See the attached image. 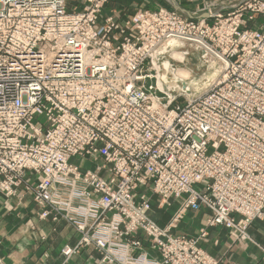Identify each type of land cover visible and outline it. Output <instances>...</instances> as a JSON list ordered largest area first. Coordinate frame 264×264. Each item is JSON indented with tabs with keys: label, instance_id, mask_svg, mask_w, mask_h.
Listing matches in <instances>:
<instances>
[{
	"label": "built area",
	"instance_id": "2783aa9c",
	"mask_svg": "<svg viewBox=\"0 0 264 264\" xmlns=\"http://www.w3.org/2000/svg\"><path fill=\"white\" fill-rule=\"evenodd\" d=\"M107 1L0 0V185L32 191L38 176L43 216L91 214L99 246L125 249L126 264L129 242L143 244L137 233L159 255L148 264H215L200 245L208 227L245 239L264 217V21L247 24L264 0L198 17L141 9L125 21L103 16ZM170 43L220 62L204 91L162 77ZM74 157H102L108 178L83 176ZM148 191L168 204L186 198L168 226L150 216ZM202 209L211 215L200 235L176 232Z\"/></svg>",
	"mask_w": 264,
	"mask_h": 264
},
{
	"label": "rangeland",
	"instance_id": "374dc122",
	"mask_svg": "<svg viewBox=\"0 0 264 264\" xmlns=\"http://www.w3.org/2000/svg\"><path fill=\"white\" fill-rule=\"evenodd\" d=\"M175 1L179 3L178 0H108L102 12L104 17L108 14H114L119 15L120 18L125 21L129 20L141 9L154 11L158 8L164 7L170 10H180V7L174 8L177 4ZM184 4H192L191 7H194V9H191L193 10L191 12H189L190 10L188 11L183 6L182 8H185L184 10L188 11L192 16L195 17H198L200 14L204 13V11H207V9L209 7H212L214 4L215 5L213 8L217 6L225 9H228L225 6L226 4L232 5L231 7H229L232 8V10L236 8L234 7L235 5H238L237 2H232L229 4L225 3L224 0H204L202 1L200 6L199 4L197 6H194L196 4H193L192 1H185ZM261 21H264V15L258 13V15L254 14V19L248 21L247 24L249 27L257 28L259 27ZM170 45L173 46V51H170L171 48H169V50L166 49V52H163L164 56L160 57L159 60L161 73L162 75H166V81L169 84H173L175 82L176 86L179 84L181 85L183 82H185L188 87L194 92L204 91L208 86L209 81H211L218 73L219 67H221L220 62L210 57H208V59L205 58L203 50L198 49L195 45H192L190 43H186L184 45L170 43ZM183 51H185L187 54L182 53ZM162 61H164L163 64ZM38 119L41 122L45 121V118L43 116L39 117ZM82 158L95 163V168L92 169L89 164H86L85 167L76 164L79 162V157H74L71 160L74 165H78L81 168L83 176H85V173L91 172L108 178V175L110 173L109 170L111 167L105 162L104 159H102V157ZM32 182L34 183L32 184L33 189L37 188L39 186V177H32ZM82 187L83 190L90 193L92 192L91 186L82 183ZM33 189L31 191L27 184L21 183L12 186V190L15 194H8L7 190L2 185H0V224H3L5 222L7 224H16V217L21 218L20 222H22L23 224H35L33 218L45 220L51 213H54L53 211H50L47 216H43L44 211H41V209L44 207L42 205H39L37 200L34 199ZM147 194L151 198V208L149 210V214L152 219L162 227H166L173 222V219L176 218V214L181 210V206L186 200L185 197L172 198L171 200H169L168 204V201L164 202L158 195L154 194L151 191H148ZM12 197H17L19 199L18 204L13 202V200L11 199ZM82 205L83 208H86L88 206L85 202H83ZM27 207H29V210H35V214L29 217L24 215L20 216L19 213L22 212L21 209H25ZM55 215L56 216L53 217L54 221H57L59 219L65 220L68 225L75 229L76 234L78 235V241L74 246L67 244L60 249V253L63 256V264H71V261L75 259V256H80L83 254V249L85 248L93 249V251L98 253L92 256V264H126L124 261L125 249H120L119 247L117 248V250L122 253L116 254L115 251V253L112 254L110 252L107 253V248L99 246L97 240V236L99 234V232L97 231L99 229L97 227V222L99 221H95L94 216H92L91 214L87 215L83 213L82 215L78 216V219H75L76 217L70 215L66 216L64 213H55ZM184 219L185 213L182 219H180V223H182ZM223 226L227 229L229 236L233 238L235 242H247L253 240L249 231H247L248 237L242 239L239 233L233 231L232 229H228L225 225ZM201 229L197 234H194V236L200 235ZM206 232L208 235V230ZM139 234L140 233H137L134 237H131V240L143 241L141 238H139ZM233 234L239 236L235 238ZM42 236L43 235H41V237ZM145 236L148 237V240H146L147 243H143L140 247L133 245L132 242H129V251H126L129 258V263L127 264H148V262L150 261L159 259V255L156 252V249L153 248L152 239L147 235ZM67 249H71L72 253H66ZM208 255L214 260V262H216L215 264H220L219 259H216L209 253ZM0 264H6L2 255H0Z\"/></svg>",
	"mask_w": 264,
	"mask_h": 264
},
{
	"label": "crops",
	"instance_id": "0c3cea01",
	"mask_svg": "<svg viewBox=\"0 0 264 264\" xmlns=\"http://www.w3.org/2000/svg\"><path fill=\"white\" fill-rule=\"evenodd\" d=\"M192 1L194 6L201 5L204 0H178L174 8L183 9L185 7L189 12L193 11L192 4L184 3ZM242 0H224L225 3L237 2ZM225 5V4H224ZM190 6V7H189ZM225 11H230L232 5H225ZM184 8V9H185ZM78 165L89 164L92 169L95 163L79 157ZM18 204L17 197L11 198ZM27 200V199H26ZM43 208L41 209V211ZM19 215L31 216L35 210H29V207L21 209ZM33 212V213H32ZM210 212L208 210H188L185 213V219L180 223L176 232H182L190 235L197 234L201 228L207 224V218ZM18 215V214H17ZM55 213H51L45 220L33 218L35 224H23L21 218L16 217V224H0V255L4 257L6 264H63V256L60 249L65 245L74 246L78 241V235L75 229L59 219L54 221ZM248 231L252 241L235 242L228 234L223 225L211 226L208 228L206 238L200 240V245L216 259L220 264H264V218L252 223ZM41 235H43L41 237ZM143 243L148 240L145 234L140 233ZM93 249H83V254L75 256L71 264H92L93 255H96Z\"/></svg>",
	"mask_w": 264,
	"mask_h": 264
},
{
	"label": "water",
	"instance_id": "95a60500",
	"mask_svg": "<svg viewBox=\"0 0 264 264\" xmlns=\"http://www.w3.org/2000/svg\"><path fill=\"white\" fill-rule=\"evenodd\" d=\"M188 12V11H187ZM189 13V12H188ZM190 14V13H189ZM207 15H204V17H206ZM182 86H183V90L186 91V92H190V88L188 87V85L183 82L182 83Z\"/></svg>",
	"mask_w": 264,
	"mask_h": 264
},
{
	"label": "bare ground",
	"instance_id": "6f19581e",
	"mask_svg": "<svg viewBox=\"0 0 264 264\" xmlns=\"http://www.w3.org/2000/svg\"><path fill=\"white\" fill-rule=\"evenodd\" d=\"M172 44H174V43H172ZM168 47H169V46H167V49H168ZM165 50H166V49H165ZM165 50H164V51H165ZM163 62H164V61H162V64H163ZM160 64H161V63H160ZM162 77H163L165 80L167 79V77H166V75H165V74H164V75H162ZM173 85H175V82L173 83ZM175 86H176V85H175Z\"/></svg>",
	"mask_w": 264,
	"mask_h": 264
}]
</instances>
